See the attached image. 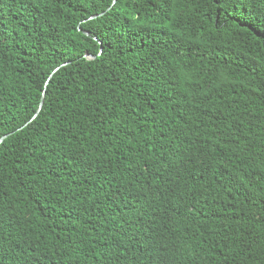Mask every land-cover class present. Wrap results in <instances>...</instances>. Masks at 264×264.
<instances>
[{"label": "trees", "instance_id": "1", "mask_svg": "<svg viewBox=\"0 0 264 264\" xmlns=\"http://www.w3.org/2000/svg\"><path fill=\"white\" fill-rule=\"evenodd\" d=\"M6 135L0 264H264V0H0Z\"/></svg>", "mask_w": 264, "mask_h": 264}, {"label": "water", "instance_id": "2", "mask_svg": "<svg viewBox=\"0 0 264 264\" xmlns=\"http://www.w3.org/2000/svg\"><path fill=\"white\" fill-rule=\"evenodd\" d=\"M97 17H98V16H93V17L90 18V19H95V18H97ZM84 34H85V35H89L88 32H84ZM95 39H96V38H95ZM96 40H97V39H96ZM88 58H92V57H91V56H88ZM66 65H67V63H66V64H63L62 66H60L59 68H57V69L54 71V73L57 72L61 67L66 66ZM54 73H53V74H54ZM53 74L51 75V77L53 76ZM51 77L49 78V80L51 79ZM47 85H48V82L46 83V86H47ZM45 93H46V92L43 93V96H42V99H41V102H40V105H39L38 112L36 113V115L34 116V118L37 117V116L39 115L40 111L42 110V108H43V106H44ZM7 137H8V136L6 135V136H3V137L0 138V145L4 142V140H5Z\"/></svg>", "mask_w": 264, "mask_h": 264}]
</instances>
